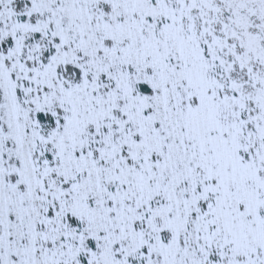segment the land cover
Listing matches in <instances>:
<instances>
[{"label":"snow or ice","instance_id":"1","mask_svg":"<svg viewBox=\"0 0 264 264\" xmlns=\"http://www.w3.org/2000/svg\"><path fill=\"white\" fill-rule=\"evenodd\" d=\"M0 264H264V0H0Z\"/></svg>","mask_w":264,"mask_h":264}]
</instances>
